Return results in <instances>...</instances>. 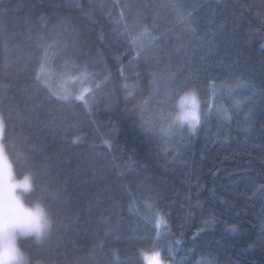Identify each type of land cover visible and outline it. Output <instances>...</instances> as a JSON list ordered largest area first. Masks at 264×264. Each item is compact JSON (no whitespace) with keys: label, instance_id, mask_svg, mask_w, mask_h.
Wrapping results in <instances>:
<instances>
[{"label":"trees","instance_id":"obj_1","mask_svg":"<svg viewBox=\"0 0 264 264\" xmlns=\"http://www.w3.org/2000/svg\"><path fill=\"white\" fill-rule=\"evenodd\" d=\"M131 2L137 7L130 12L126 9L129 23L139 15L150 25L156 17L158 28L152 29V34L159 36L171 28L181 37L172 43L185 46L181 57L203 45L199 55L212 57L210 68H218L221 76L234 69L246 86L236 87L234 80L218 82V106L227 110L228 117L214 115L205 124L201 115L196 135L189 137L187 129L161 130L171 123L176 95L163 112L151 102L142 108L140 102L148 94L146 76L150 71L161 73L159 95L164 96L167 57L155 54L148 68L132 67L125 59L126 79L122 80L113 59L116 49H105L97 56V78L109 71L112 75L107 86L96 88L94 97L103 94L109 102L118 99V104L111 110H104L103 104L97 109L95 98H90L92 112L88 113L82 102L50 101L47 89L37 88L38 65L31 57L27 35L35 38L45 25L56 26L58 31L77 27L81 40L104 49L106 41L99 37L101 33L115 36L111 29L117 10L112 0H0V108L11 111L7 143L19 156L22 169L38 173L40 194L50 199L54 211L64 199V193L58 191L64 182L71 196L64 205L68 209L65 218L56 215L57 227L50 240L42 245L25 240L24 247L33 264L37 260L43 264H141L138 250L147 246L160 247L166 255L171 248L177 264H264V197L253 194L255 188L264 186V0H182L187 7L181 14L191 11L192 16L179 22L170 8L176 0H120L121 5ZM77 3L84 5V11L91 10V18L76 8ZM109 11L112 17L106 14ZM5 39L7 72L3 68ZM104 56L107 68L101 59ZM65 71L62 62L53 58L42 79L53 88L63 84L78 92L77 81L63 82ZM70 71L75 74L77 70ZM136 72L145 77L139 88L131 87L136 84ZM123 83L130 88L121 87ZM126 91L132 95L125 101ZM198 95L203 113L209 89L201 87ZM45 119L53 124L45 127ZM142 125H150L152 131ZM73 136L81 137L75 146L71 144ZM189 139L191 143H185ZM145 178L160 190L167 230L159 227L153 231L154 221L143 219L153 215L152 209L141 199L133 203L126 195ZM99 193L104 197L101 208H108L110 201L120 202L117 208L123 227L108 235L101 231L93 239L85 231L92 218L80 209ZM223 199L230 203L225 205ZM189 212L195 214L189 216ZM209 214L217 222L193 243V233L204 226ZM77 215L75 231L64 236L65 225ZM96 215L99 210L93 212V217ZM115 220L110 216L104 227ZM231 225H237L239 231L227 232ZM156 231L162 233L159 239ZM82 244L85 247L80 250Z\"/></svg>","mask_w":264,"mask_h":264},{"label":"snow or ice","instance_id":"obj_2","mask_svg":"<svg viewBox=\"0 0 264 264\" xmlns=\"http://www.w3.org/2000/svg\"><path fill=\"white\" fill-rule=\"evenodd\" d=\"M112 6L117 10V17L113 19L114 27L111 29L112 33L115 34L113 38H109L107 34L101 33L100 39L105 40V48L101 49L96 47L94 44H88L87 41L80 39V32L77 27H73L71 30L58 31L56 26L49 28L47 25L43 27V30L35 34V38L32 34L27 35V39L31 42V47L33 49L31 57L35 60V63L38 67L35 70L34 79L38 82L37 88H46L48 92V98L50 101L56 103H68V102H82L86 111L88 113L92 112V106L89 104L86 99V93L90 91L89 88H84L82 91L73 93L69 89L63 86L53 88L52 85L48 82L47 79H42V76L46 73L47 67L53 58H58L62 62V67L66 69L62 73V80L66 84L68 81H81L84 80H95L96 88L101 86H107L110 82V77L112 75L111 71L104 75L102 78L98 79L100 73L96 71L98 66L97 56L105 49H116L113 52V59L117 62V75L125 80V65L123 61L127 59L128 65L132 67H145L150 66V62L156 58L157 53H161L167 57L168 63L165 65L166 69H169V75L166 77V91L164 96L161 98L159 95V83L162 79L161 73L158 71H150L147 73V85L148 94L145 99L140 102V106L143 108L147 106L150 102L153 103L154 107H158L161 112L165 110V107L168 105V102L179 92L184 89H192L199 91L201 87L209 89V96L205 101L203 111V121L206 124L207 121L214 115L222 116L223 118L228 117V112L226 109H223L218 106V82L225 80H234L236 87L246 86L245 81L241 80L238 74L233 69L231 74L224 73L223 76L219 74L218 68H210L209 64L212 60L210 55H199L203 50V45L194 46L190 54L185 53L184 57H181L180 53L185 48L183 44L172 43V41H178L181 37L172 33L171 28H167L164 31L160 32L159 36L152 34V29L158 28L156 23V17H153L152 23L145 24L143 22V17L137 16L131 23L126 19V9L130 12L131 10L137 7L135 2L127 3L124 5L120 4V0H112ZM187 5L182 2V0H176V3H173L170 8L171 11L175 12L177 15V22L186 20L188 17L192 16V12H187V15H182L181 11L185 9ZM76 8L82 10L84 15L91 18V10L84 11V5L82 3H77ZM109 17H112L111 11L106 13ZM122 25V27H121ZM133 29H135L133 31ZM31 30L29 29V32ZM192 33L196 32L195 28L190 27ZM264 47V45H261ZM4 49V63L3 68L5 72L9 67V61L7 59L8 55V43L7 39L3 41ZM55 49V51H52ZM104 61V66L107 68V57H101ZM223 63V61H221ZM175 67V70L171 69ZM71 69H76L75 74H72ZM137 77L136 84L131 87H142V80L145 79L141 73H135ZM219 86H223L221 83ZM7 88V85H4ZM124 89H129L130 85L123 83L121 85ZM27 91V89H25ZM132 95L131 91L125 92V101L129 96ZM231 95V91H229ZM194 98V97H193ZM119 103V100L107 101L105 95L101 94L100 96L95 97V104L97 109L100 108V105L103 104L104 110H111L116 104ZM237 105L240 104V101H235ZM31 114H29L30 117ZM11 116V111L5 112L3 108H0V143H7L10 124L9 119ZM202 116L199 118V124H202ZM31 120L29 119V123ZM45 127H48L50 124H53V120L45 119L43 121ZM147 131H152L150 125H142ZM198 127V126H197ZM197 127H194L191 131H188L189 137L197 134ZM164 130V127L161 128ZM219 138V137H218ZM81 141L80 136H73L71 138V144L77 145ZM215 142V141H213ZM105 145L111 146L110 141L104 140ZM185 143H191L190 139L186 140ZM179 151V148L177 149ZM228 157L226 156L225 159ZM58 191L64 193V199L61 201V207L55 209L56 215L61 219L65 218L67 215L68 209L64 207L67 205L71 196L67 192V184L64 182ZM211 191V190H210ZM260 193L264 197V186H259L255 188L254 195ZM128 198L134 203L137 199H141L148 208L152 209L153 215L145 216L143 219L146 222L154 221L155 231L159 229L162 223H167V213H163V210L160 207V200L162 199L159 188L147 180V178L139 181L136 185V190L133 191L129 188L126 192ZM213 196H216V193L213 192ZM220 198V197H216ZM222 202L225 205H228L230 202L227 199H223ZM104 203L103 193H99L95 196L93 200H90L85 208L80 209V212H87L89 217L92 218L91 224H89L87 231L90 234L91 238H95L97 235L103 231L104 235H108L113 231H118L123 227V217L121 210L117 208L119 201H110L108 208H101V205ZM199 203V202H198ZM99 210V215L93 217V212ZM109 212L108 216H105V212ZM129 211H131V206H129ZM194 212H189V216L194 215ZM115 216L116 220L114 223L109 224L107 227H104L105 224H108L109 217ZM79 219V215L75 219H70L69 222L64 227V236H67L70 231H75L74 225ZM217 222L216 218L209 214V216L203 220V227L197 229L193 233V243L199 239L201 233L214 225ZM182 228L183 225H180ZM226 231L232 234H235L239 231L237 225H231L226 228ZM170 232V230H169ZM175 235V233H171ZM161 233L156 231V238L161 237ZM182 235V233H181ZM63 239V237H61ZM59 246V243L57 244ZM251 246V245H250ZM85 245H81L80 250H83ZM194 249H189L193 251ZM170 254L171 264H177L173 250L168 249ZM184 259H187L185 257ZM36 264H43V261L37 260Z\"/></svg>","mask_w":264,"mask_h":264},{"label":"clouds","instance_id":"obj_3","mask_svg":"<svg viewBox=\"0 0 264 264\" xmlns=\"http://www.w3.org/2000/svg\"><path fill=\"white\" fill-rule=\"evenodd\" d=\"M77 82L79 91L90 89L86 93L88 102L90 98L94 100L95 83L88 79ZM174 108L165 130L191 131L198 126L202 113L197 91L184 89L176 94ZM19 159L8 143H0V264H33L31 253L22 242L31 239L42 245L57 227L50 199L40 194L38 173L32 168L22 169ZM160 227L167 230L168 224ZM138 256L141 264H171L170 254L166 255L160 247H142Z\"/></svg>","mask_w":264,"mask_h":264}]
</instances>
